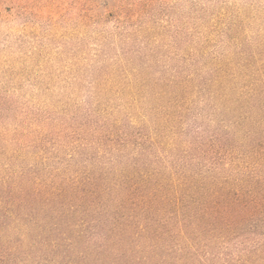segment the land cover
Instances as JSON below:
<instances>
[{
    "label": "rangeland",
    "instance_id": "rangeland-1",
    "mask_svg": "<svg viewBox=\"0 0 264 264\" xmlns=\"http://www.w3.org/2000/svg\"><path fill=\"white\" fill-rule=\"evenodd\" d=\"M258 141L264 0H0V180L207 175L204 150L243 156ZM28 251L6 264H45Z\"/></svg>",
    "mask_w": 264,
    "mask_h": 264
},
{
    "label": "trees",
    "instance_id": "trees-1",
    "mask_svg": "<svg viewBox=\"0 0 264 264\" xmlns=\"http://www.w3.org/2000/svg\"><path fill=\"white\" fill-rule=\"evenodd\" d=\"M216 149L210 146L206 158L199 156L212 171L207 175L131 168L106 188L100 172L61 181L5 175L0 264L26 261L32 247L40 249L35 259L45 264L90 258L96 264H264V142L252 144L243 156ZM232 169L242 173L233 176ZM110 186L119 190L114 199ZM40 206L50 218L36 215ZM248 232L254 237L237 242L243 249L234 255L225 251Z\"/></svg>",
    "mask_w": 264,
    "mask_h": 264
}]
</instances>
